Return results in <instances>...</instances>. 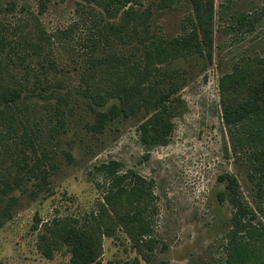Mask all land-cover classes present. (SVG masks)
I'll return each mask as SVG.
<instances>
[{
  "label": "rangeland",
  "instance_id": "rangeland-1",
  "mask_svg": "<svg viewBox=\"0 0 264 264\" xmlns=\"http://www.w3.org/2000/svg\"><path fill=\"white\" fill-rule=\"evenodd\" d=\"M96 15L105 19L98 26ZM190 18L186 4L163 11L167 44L191 33ZM108 22L101 8H85L82 0H0L3 35L31 38L29 28L41 25L58 68L69 69L76 85L94 33L108 30ZM213 37L212 59L172 51L163 57V87L169 80L180 85L163 144L142 143V113L119 117L97 134L86 133L78 117L69 121L53 194L18 199L7 217L2 213L14 199H0V264H71L70 246L53 241L58 220L92 238L93 264H264V110L234 124L223 117V105L246 100L247 83L264 76V0H215ZM111 161L121 164L128 187L141 181L142 188L105 199L112 184L101 166ZM226 174L247 209L239 226L234 207L219 196ZM50 245L56 248L46 256L43 246Z\"/></svg>",
  "mask_w": 264,
  "mask_h": 264
},
{
  "label": "trees",
  "instance_id": "trees-1",
  "mask_svg": "<svg viewBox=\"0 0 264 264\" xmlns=\"http://www.w3.org/2000/svg\"><path fill=\"white\" fill-rule=\"evenodd\" d=\"M83 7L97 6L112 20L108 30L98 29L86 53V72L72 84L66 67L58 68L54 43L41 25L26 35L10 39L0 29V199H14L2 216H9L18 199H39L53 194L54 176L59 170L57 157L63 136L78 117L86 133H102L119 117H144L140 125L143 144H163L173 112L172 96L180 85L176 80L163 87V57L172 51L186 58L212 59L215 0H82ZM188 5L194 12V28L188 36L163 39V11ZM191 16V15H190ZM247 16L242 17L248 24ZM104 17L95 16L97 26ZM104 46V48H103ZM106 57H100V49ZM102 49V50H103ZM130 54L127 57L125 53ZM103 58V59H101ZM106 67V68H104ZM247 83V82H246ZM244 101L223 105L227 124L241 122L264 110V76L255 85L247 83ZM64 153V152H63ZM71 160V153H64ZM56 161V162H55ZM121 164L111 161L104 169L110 187L105 199L123 198L137 186L126 185L119 175ZM226 190L219 193L235 209L234 225L239 226L247 209L238 196L237 181L223 175ZM130 190V191H129ZM125 199H129L126 197ZM1 225V223H0ZM54 244L71 248V264H93L97 252L85 230L65 220L55 222ZM53 245L43 246L51 256Z\"/></svg>",
  "mask_w": 264,
  "mask_h": 264
}]
</instances>
